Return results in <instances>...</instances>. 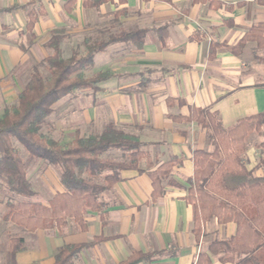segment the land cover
<instances>
[{
	"label": "crops",
	"instance_id": "obj_1",
	"mask_svg": "<svg viewBox=\"0 0 264 264\" xmlns=\"http://www.w3.org/2000/svg\"><path fill=\"white\" fill-rule=\"evenodd\" d=\"M67 1L0 0L4 18L0 22V73L27 62L29 54L36 58L38 50L43 60L50 56L47 43L57 29L66 31L62 46L69 53L87 36L96 39L148 30L141 49L121 42L96 55V74L110 71L113 76L99 85V92L72 97L71 101L81 102L83 113L75 119H55L54 126L61 133L57 139L71 140L77 132H100L114 123L146 144L144 150L155 169L172 157L182 163L171 174L177 185L164 180L165 193L156 202L147 174L121 172L122 180L100 195L104 215L87 212L86 232L73 219L60 229L28 232L18 264H54L61 247L87 244L99 237L105 240L80 252L75 264H119L134 254L156 253L139 264H195L211 242L232 238L236 225L213 220L197 241L196 211L186 200L188 181L194 175L193 151L214 150L212 132L196 122L174 118L188 117L192 107L206 109L231 128L242 119L264 114V66L256 61L264 56V49L248 42L240 55L231 51L254 26L264 24V0H220L218 8L194 0H113L98 9H85L78 0L70 12ZM40 10L34 26L36 39L26 54L21 45L23 38L27 40L30 13ZM123 10L128 13L118 14L116 20ZM212 44L221 46L210 58ZM71 111L78 113L76 108ZM261 157L256 150L248 168L256 167ZM262 165L256 170L258 176H264ZM145 166L143 161L140 167ZM42 170L35 169L31 176L49 189L50 198L41 202L47 204L63 187L59 170L46 165ZM211 259L212 264H231L221 262L220 256Z\"/></svg>",
	"mask_w": 264,
	"mask_h": 264
},
{
	"label": "trees",
	"instance_id": "obj_2",
	"mask_svg": "<svg viewBox=\"0 0 264 264\" xmlns=\"http://www.w3.org/2000/svg\"><path fill=\"white\" fill-rule=\"evenodd\" d=\"M113 0H82L85 9H98ZM78 0H68L67 11H72ZM123 2V0H120ZM195 3H210L213 8L221 6L220 0H194ZM9 8L4 11H12ZM42 11L31 12L27 25V45L21 49L27 52L35 42L34 26ZM127 11L116 14L126 15ZM162 30V29H161ZM148 30L122 31L108 37L87 36L75 45L69 53L62 46L66 36L64 29L52 32L47 48L51 50L41 65L33 72L18 94L17 103L6 107L0 116V179L11 194L24 200L18 204L7 203L9 212L4 216L6 223H12L27 232H37L65 226L67 219H73L83 232L88 230V211L102 213L105 205L100 195L122 180L121 172L137 171L149 176L153 185V201L165 193L164 180L176 186L171 174L182 159L172 157L170 161L154 168L144 150L146 144L134 134L108 123L103 130L88 135L77 132L71 140H60L51 133H44L46 120L54 114V106L79 91H100L99 85L113 75L103 71L91 77L85 71L93 68L95 57L110 45L125 42L141 49ZM248 42H255L264 49V24L254 26L231 51L240 55ZM221 45L212 44L210 58ZM68 51V52H67ZM67 54V55H66ZM256 61L264 66V56ZM181 104H183L181 102ZM169 105L172 101L169 100ZM176 122H196L201 128L210 129L214 150L193 151L194 175L188 181L186 200L195 208L194 232L200 241L207 223L217 220L220 225L233 223L236 234L225 241H213L208 251L200 254L195 264H212L211 256H220V261L231 264H264V176L255 172L264 163V152L256 167L247 166V143L254 133L262 134L264 114L240 120L235 126L225 128L217 113L206 109L191 108L188 117H175ZM15 142L28 153L24 160ZM264 148V143L260 145ZM120 151L121 160L113 161L104 155ZM42 160L46 166H55L60 173L63 192L57 193L47 204L31 199L37 196L28 172L35 160ZM146 161L145 168L141 163ZM104 176V184L96 178ZM105 238L99 237L87 244L65 245L57 252L54 264H75L77 256L84 249H90ZM26 250L23 237H11L5 255V264H18V254ZM134 254L119 264H139L158 255Z\"/></svg>",
	"mask_w": 264,
	"mask_h": 264
},
{
	"label": "rangeland",
	"instance_id": "obj_3",
	"mask_svg": "<svg viewBox=\"0 0 264 264\" xmlns=\"http://www.w3.org/2000/svg\"><path fill=\"white\" fill-rule=\"evenodd\" d=\"M3 16H0V22L2 21ZM23 44L27 45L26 38H23ZM39 51V50H38ZM36 52V58H32L31 54H29V50L26 54H29L30 59L27 60V62H24L22 65L14 68L13 70L7 71L6 74L0 73V116L2 115L4 109L6 107H12L17 103L18 94L21 92V90L24 88L25 84L29 80L33 69L35 66H39L40 72L47 76V71L45 69L44 65H41L43 62L42 54L40 52ZM67 55V54H66ZM96 69L90 68L85 71L86 77H91L95 74ZM1 72V71H0ZM87 92L91 91H79L75 94H72L71 96H68L67 98L60 101L58 104L54 106V114L46 120V125L44 126V133H51L55 138L61 137L60 131H58L55 128V119H75L77 115H81L83 109L80 101H71L72 97L74 96H83V94H86ZM92 93V92H91ZM72 108H76L78 111L77 114L72 113ZM81 111V112H79ZM71 125L70 123H68ZM264 143V126L262 128V134L254 133L250 136L248 143H247V153H246V159H250L251 156H254L256 154V150L261 154V152H264V148L260 147V145ZM16 147L18 148L21 157L24 160H27L28 153L24 150L22 146H20L17 142H15ZM105 158L111 159L113 161H119L121 160V152L120 151H110L104 155ZM260 160V158H259ZM247 161V166H248ZM45 162L42 160H35V162L32 164L28 176L30 177L32 186L34 190L37 193V196L32 201L35 202H43L47 201L50 198V195L48 193V188H45L42 182L40 180L33 178L31 174H33V171L36 169V171H41L44 168ZM53 169H57L55 166H51ZM264 171V164L262 165V168ZM43 172V170H42ZM41 172V173H42ZM255 175H257V171L255 172ZM258 176V175H257ZM96 182L100 184H104V176H100L95 179ZM24 200L20 196L11 194L8 189L6 188L3 181L0 179V264H5V255L8 249V243L9 239L11 237H27L28 232L24 230L21 227H18L12 223H6L4 221V216L9 212V208L7 206V203L12 204H18Z\"/></svg>",
	"mask_w": 264,
	"mask_h": 264
}]
</instances>
